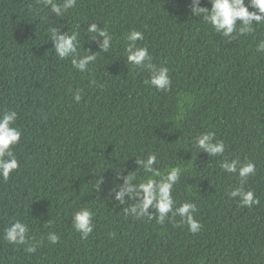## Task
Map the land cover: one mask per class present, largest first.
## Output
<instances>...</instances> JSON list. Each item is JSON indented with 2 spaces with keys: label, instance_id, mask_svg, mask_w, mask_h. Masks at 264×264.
I'll return each mask as SVG.
<instances>
[{
  "label": "trees",
  "instance_id": "trees-1",
  "mask_svg": "<svg viewBox=\"0 0 264 264\" xmlns=\"http://www.w3.org/2000/svg\"><path fill=\"white\" fill-rule=\"evenodd\" d=\"M190 5L76 0L56 17L41 0H0V113L15 110L21 131L12 148L20 166L0 178V264H264V54L257 51L264 24L223 37ZM91 23L108 30L112 47L80 72L71 57L56 55L51 29L77 32L82 50L98 51L100 38L86 33ZM132 30L144 33L136 44L152 62L169 69V91L146 84L149 72L126 62ZM208 131L225 144L223 155L193 147ZM150 153L161 171L182 169L172 195L177 207L197 204L199 232L171 213L163 224L125 216L135 201L122 206L111 197L128 172L137 182L147 177L135 159ZM232 159L255 164L243 184L260 201L251 208L228 195L241 182L221 167ZM81 207L93 212L87 239L72 226ZM15 220L28 225V244L3 239Z\"/></svg>",
  "mask_w": 264,
  "mask_h": 264
},
{
  "label": "clouds",
  "instance_id": "clouds-1",
  "mask_svg": "<svg viewBox=\"0 0 264 264\" xmlns=\"http://www.w3.org/2000/svg\"><path fill=\"white\" fill-rule=\"evenodd\" d=\"M41 2L50 8V12H54L56 17H63L64 13L76 4V0H63V3H58L57 0H41ZM207 2L211 5L210 8L201 6L200 0H191L190 11L192 15L201 17L205 23L211 25L215 32L223 37H233L234 33L245 35L254 31V25L264 24V0H247V2L245 0H207ZM250 8L254 10H249ZM86 33L94 34L90 38L92 41H97V38H100L98 51L82 50V43L77 32L69 34L68 32L62 33L56 27L51 29L50 41L56 55L60 59L71 57L72 66L80 72L88 70L89 64L96 61L98 53H108L112 47V36L106 28L91 23L88 25ZM126 40L128 42L124 50L126 62L149 72L146 84L155 87L158 91H169L172 85L169 69L163 65L157 67L152 62L153 58L147 47H138L136 44L137 41L144 40V33L132 30L126 35ZM85 50L86 54L80 55V52ZM257 51L264 54V40L257 44ZM81 99L82 92L77 90L73 94V100L79 103ZM17 116L15 110H5L0 113V178L5 181L20 166L12 150L13 146L19 143L21 137V131L14 126ZM192 144L194 148L200 149L210 156H220L225 151V144L223 141L216 140L215 133L212 131L200 133L194 138ZM157 163L155 153L148 154L144 159H135L136 167L140 166L148 174L147 177L137 182L135 170L128 172L122 177V183L110 189L111 197L122 206L127 200L135 201L130 206L124 207L125 216L154 219L157 223L163 224L171 213L173 217L178 215L191 233L199 232L202 225L194 217V213L197 212V204L186 201L177 207L172 195L182 169L179 166H171L166 171H161L155 166ZM221 167L229 173L238 174L241 178L240 186L228 193L231 198H239L242 207L251 208L260 203L252 190L243 188L248 177L256 172L254 162L249 160L242 163L239 159H232L223 162ZM150 209L154 212L149 211ZM92 217L93 212L88 207H81L72 213V226L80 233L81 239H87L92 233L94 228ZM28 231L26 223L15 220L5 229L3 239L12 244H28L31 239L27 235ZM48 240L55 244L59 242L60 237L54 232H49ZM35 248L36 245L29 244L27 251L34 252Z\"/></svg>",
  "mask_w": 264,
  "mask_h": 264
}]
</instances>
